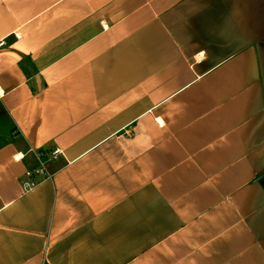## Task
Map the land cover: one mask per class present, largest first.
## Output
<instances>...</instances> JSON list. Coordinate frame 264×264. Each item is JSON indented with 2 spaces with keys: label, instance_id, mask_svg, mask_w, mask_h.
<instances>
[{
  "label": "crops",
  "instance_id": "1",
  "mask_svg": "<svg viewBox=\"0 0 264 264\" xmlns=\"http://www.w3.org/2000/svg\"><path fill=\"white\" fill-rule=\"evenodd\" d=\"M2 42L0 264H264V0H0Z\"/></svg>",
  "mask_w": 264,
  "mask_h": 264
},
{
  "label": "built area",
  "instance_id": "2",
  "mask_svg": "<svg viewBox=\"0 0 264 264\" xmlns=\"http://www.w3.org/2000/svg\"><path fill=\"white\" fill-rule=\"evenodd\" d=\"M4 45H5V43L2 42V43L0 44V48L4 47ZM61 155H62L61 151H60V150H56V151L53 153L52 158H53L54 160H56V159H57L59 156H61ZM43 172H44V168H43V164H41V167L39 168V170H36L35 172H27L26 176H27L28 178H32L33 175H35V174H42ZM33 187H35V184H34V183H26V184H25V188H26L27 190L32 189Z\"/></svg>",
  "mask_w": 264,
  "mask_h": 264
},
{
  "label": "water",
  "instance_id": "3",
  "mask_svg": "<svg viewBox=\"0 0 264 264\" xmlns=\"http://www.w3.org/2000/svg\"><path fill=\"white\" fill-rule=\"evenodd\" d=\"M37 80H39V79H37Z\"/></svg>",
  "mask_w": 264,
  "mask_h": 264
}]
</instances>
